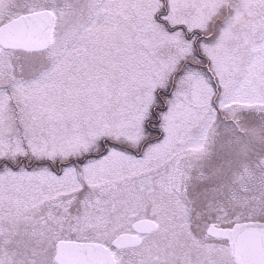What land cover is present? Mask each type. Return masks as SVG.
<instances>
[{
  "label": "snow or ice",
  "instance_id": "snow-or-ice-1",
  "mask_svg": "<svg viewBox=\"0 0 264 264\" xmlns=\"http://www.w3.org/2000/svg\"><path fill=\"white\" fill-rule=\"evenodd\" d=\"M0 264H264V0H0Z\"/></svg>",
  "mask_w": 264,
  "mask_h": 264
}]
</instances>
